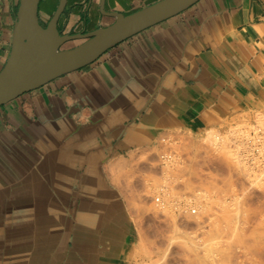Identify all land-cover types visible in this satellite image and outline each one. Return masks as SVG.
Segmentation results:
<instances>
[{
  "label": "crops",
  "instance_id": "obj_1",
  "mask_svg": "<svg viewBox=\"0 0 264 264\" xmlns=\"http://www.w3.org/2000/svg\"><path fill=\"white\" fill-rule=\"evenodd\" d=\"M47 1L39 7L44 24L58 3L49 10ZM157 1L68 0L58 26L66 34L90 32L114 22L112 12L130 14ZM19 5L0 0V71ZM260 110L264 0H198L0 105V264H89L73 250L77 221L128 219L110 161L147 154L165 132L203 134ZM103 230L83 229L101 237L98 264H124L127 245L110 242Z\"/></svg>",
  "mask_w": 264,
  "mask_h": 264
},
{
  "label": "rangeland",
  "instance_id": "obj_2",
  "mask_svg": "<svg viewBox=\"0 0 264 264\" xmlns=\"http://www.w3.org/2000/svg\"><path fill=\"white\" fill-rule=\"evenodd\" d=\"M60 1L48 0L46 6L49 10H52L58 2L57 9ZM81 42L78 41L75 46ZM68 46L69 44L64 43L61 48H70ZM262 122H264V110L257 111L252 115L245 114L241 119L226 128H210L203 134L178 131L173 133V137L171 134V136L166 135L167 141H160V143L163 142L161 144H164L165 147L159 144V147H155L151 152L143 155L144 161L149 162V164L146 169L139 170L136 176L144 178V182L147 183L143 182L148 187L143 185L141 188L144 189L145 193L152 190V188L153 190L150 191L147 202L144 204L146 213L143 212V215H139L144 216L143 221L146 222L147 219H152L156 234L155 237H151L152 242H149L150 240H146L149 243L145 244L144 242L146 248V246L141 245L142 235L139 232L140 228L136 227L133 244L128 242V247H126V261L124 264H147L149 262L147 250L150 248L156 251L162 250V252L165 250L163 253L170 251L172 256L170 255L171 260L168 262H173V257L174 263L178 261L177 264H183V249L189 247V237H193L199 245L203 259L202 264H211L213 256L217 254V250L220 248L232 250L240 262H246L247 264H250L254 255L253 260L258 258L253 251L254 249H264V171L254 169V166L246 160L242 151L245 149V137L250 129L254 124ZM179 132L180 134H177ZM196 149L199 152L196 151L193 154ZM181 150L184 151L183 154ZM163 151L165 153L177 151L179 153L176 152L177 160L176 158L175 161L166 159V162L165 159L160 158ZM152 153L154 155H151ZM185 155L186 157H184ZM183 160L187 163H184ZM158 191L167 195V197L163 195V198L165 196L164 199L169 203H166L168 208L166 206L162 207V205L159 207L153 198L158 195ZM194 195L197 200H195L196 197H193ZM169 197L168 201L166 198ZM191 197H193V200H191ZM148 199H151L152 202ZM199 200L203 203H199ZM175 201H178L177 204ZM152 203L155 206L157 205V209H155L154 204L151 205ZM173 203L175 206H173ZM193 203L194 206L198 204L196 206L202 209L199 210L202 215L199 214L201 219L197 214H193L192 217L195 216L191 218V214L187 213V217L190 216L191 218L189 221V217L187 218L184 215L185 213H181L182 216L184 215L183 217L179 213L182 205L184 207L187 204V210L191 209ZM139 215L136 216V212L133 214L134 218H138ZM178 217L179 220L181 218L180 221L184 222L179 223ZM183 218L186 219V222ZM170 241L171 245L174 246L173 248L170 246L173 250L169 248ZM244 251H246L245 254H243ZM175 255L176 257H174ZM219 263L232 264V262L222 258Z\"/></svg>",
  "mask_w": 264,
  "mask_h": 264
},
{
  "label": "water",
  "instance_id": "obj_3",
  "mask_svg": "<svg viewBox=\"0 0 264 264\" xmlns=\"http://www.w3.org/2000/svg\"><path fill=\"white\" fill-rule=\"evenodd\" d=\"M198 0H159L130 14L112 12L114 22L79 34L63 33L58 26L68 0H61L47 24L41 21V0H20L13 45L0 71V105L49 81L90 64L112 46L174 16ZM80 44L61 48L68 40Z\"/></svg>",
  "mask_w": 264,
  "mask_h": 264
},
{
  "label": "bare ground",
  "instance_id": "obj_4",
  "mask_svg": "<svg viewBox=\"0 0 264 264\" xmlns=\"http://www.w3.org/2000/svg\"><path fill=\"white\" fill-rule=\"evenodd\" d=\"M68 127V126H67ZM213 127V126H212ZM212 127H210V128H212ZM71 131V130H70ZM178 131H181V130H179L178 129ZM178 131H176V132H178ZM207 131V130H206ZM172 132V131H171ZM176 132H174V133H176ZM184 132H187V131H185L184 130ZM166 133V132H165ZM165 133H163V135L161 136V138H160V141L161 140H163V141H167V136H169L170 134L172 135V137H173V132L172 133H170L169 134V132H167L168 134H167V136H166V134ZM181 133H183V132H181ZM177 134H180V132L179 133H177ZM185 135H186V133H184ZM196 134V133H195ZM56 135V134H55ZM170 135V136H171ZM185 135H183V136H185ZM177 136V135H176ZM57 138V137H56ZM67 138V137H66ZM175 138V137H174ZM186 138V137H185ZM188 138V137H187ZM69 139V138H68ZM176 140V139H175ZM62 141V140H61ZM86 141V140H85ZM170 141H172V140H170ZM186 141V140H185ZM49 142V141H48ZM65 142V141H64ZM67 143V142H66ZM161 143H163V142H161ZM160 143V144H161ZM171 143V142H170ZM186 143V142H185ZM184 143V144H185ZM194 143V142H193ZM79 144V143H78ZM81 144V143H80ZM166 144H167V142H166ZM168 144H169V142H168ZM191 144V143H190ZM71 145V144H70ZM69 145V146H70ZM155 145V144H154ZM161 145H164V144H161ZM145 146V145H144ZM152 146V145H151ZM170 146H171V144H170ZM66 147V146H65ZM68 147V146H67ZM156 147H159V146H156ZM161 147V146H160ZM164 147H165V145H164ZM164 147H161V148H164ZM187 147H189V146H187ZM193 147H195V145H193ZM199 147V146H198ZM198 147H196L197 149H198ZM137 148V147H136ZM160 148V149H161ZM191 148V147H190ZM190 148H189V150H190ZM142 149H144V148H142ZM151 149H153V148H150V150ZM159 149V150H160ZM168 149V148H167ZM195 150V152L193 153V154H195L196 153V151H197V153L199 152L198 150H200V149H198V150ZM147 150V149H146ZM149 150V151H150ZM137 151H138V149H137ZM136 150H135V152H137ZM142 150H140V153H144L145 154V151L144 152H141ZM152 151V150H151ZM150 151V152H151ZM169 151H171V150H169ZM182 151V150H181ZM191 151V150H190ZM132 152V151H131ZM130 152V153H131ZM167 152V151H166ZM176 152L177 151H175V152H167V153H165L164 151H163V153L160 155V158H162L163 160L165 159H169V160H174L175 161V158H176V160H177V157H176ZM183 152L184 151H182V154H183ZM188 151H186V153H187ZM193 152V151H192ZM42 153V152H41ZM129 153V154H130ZM138 153V152H137ZM137 153H132V154H130L131 156V158L130 157H127L126 155H124V156H122V155H119L120 157H116L117 159H114L113 161H110L108 164H107V166H106V168H107V170H108V172H109V176L111 177V181H112V183L113 184H115L117 187H118V191L120 192V195L121 196H123L124 197V201H126V204L124 205V207H125V211H126V213H127V217H128V219H126L125 220V217L123 218V219H121L120 218V216L118 217H115L114 218V220L113 221H111V218H109V216H110V214H108V215H103L101 218H98V219H96V220H90V221H87V220H84L83 219V217H81L77 222H78V227L77 228H79V235L78 236H76L75 237V240H73L74 242H73V244H74V249L73 250H75L76 249V251L78 250L79 251V253H78V256H79V261L81 262V261H83V260H85V261H87L89 264H98L99 263V254H100V251H97V250H95L96 249V243L97 242H99L100 240H101V237H100V235H97V234H92V235H90V236H88L87 235V232L86 231H83V229H85V228H88V227H91V230H92V232H93V230H99V229H104L103 230V232H101L100 234H102V235H109L110 237L112 236V240H109L110 242H112V243H114V240L113 239H118V240H120V241H122L121 243H122V245L123 246H125V245H127V243L129 242V244H131L132 242H133V240H134V237H135V230H136V227L137 228H140L139 229V232H141V234L140 235H142V237H141V245H144V247L146 246L145 244L146 243H149V242H152L153 241V239L151 238V237H155V234H156V230H155V227L153 226V221H152V219L151 220H149V219H147V222L146 221H143V217L144 216H142L143 215V212L144 213H146L145 212V205L144 204H146V202H147V197H149V195H150V191H152L153 190V188H152V190H150V191H148V192H144L141 188L143 187V182H144V178H142V177H140V176H136V173L139 171V170H144V168H145V165H148L149 164V162H147V161H144L145 159H143V155H138ZM149 153V152H148ZM147 153V154H148ZM178 153V152H177ZM185 153V154H186ZM189 153V152H188ZM179 154V153H178ZM192 154V153H191ZM151 155H154L153 153L151 154ZM181 155V154H180ZM189 155H190V153H189ZM158 156V155H157ZM183 156V155H182ZM188 156V155H187ZM184 157H186V155L184 156ZM184 157H182V158H184ZM180 158V157H179ZM181 158V159H182ZM192 158V157H191ZM186 159V158H185ZM111 160V159H110ZM147 160V159H146ZM162 160V161H163ZM192 160V159H191ZM171 161V162H172ZM183 161H185V160H183ZM186 161H187V159H186ZM184 162V163H187V162ZM166 162H167V160H166ZM191 162V161H190ZM106 163V162H105ZM189 164V163H188ZM104 166H105V164H103ZM102 165V166H103ZM146 169V168H145ZM103 170V169H102ZM105 170V169H104ZM106 170V171H107ZM105 174V173H104ZM107 175V176H108ZM106 176V175H105ZM106 176V177H107ZM261 179V178H260ZM262 180V179H261ZM108 181V180H107ZM110 181V180H109ZM264 181V180H263ZM111 183V182H110ZM144 183H146V182H144ZM147 184V183H146ZM145 184V185H146ZM144 185V186H145ZM147 186V185H146ZM148 187V186H147ZM151 187V186H150ZM150 187H149V189H150ZM153 187V186H152ZM112 189V188H111ZM147 189V188H146ZM180 189V188H179ZM182 189V188H181ZM180 189V190H181ZM108 191V190H107ZM155 191V190H154ZM164 191V190H163ZM160 191H158V195H156L155 197H153V195H151L154 199H155V201H156V203L158 204V206L160 207V205H162V207H164V206H166V208H168V206H167V204H169L168 202H166V200L164 199L165 198V196L167 197V195H165V194H163V193H159ZM165 192V191H164ZM155 193V192H154ZM183 193V192H182ZM185 193V192H184ZM168 194V196H170V194L169 193H167ZM95 195V194H94ZM163 195H165L164 196V198H163ZM183 195V194H182ZM188 195V194H187ZM196 195V194H195ZM193 196L194 198L196 197V196ZM199 195V194H198ZM100 196V195H99ZM200 196V195H199ZM199 196H198V199H199ZM193 197H191V200H193L192 198ZM201 197V196H200ZM151 198V197H150ZM153 198H151V199H153ZM186 198H187V196H186ZM151 199L149 200L148 199V201H150V202H152L151 201ZM166 199H168V201H169V199H170V197L169 198H166ZM195 200H197V197H196V199ZM195 200H194V202H195ZM154 201V200H153ZM183 201V200H182ZM188 201H190V200H188ZM150 202H149V204H150ZM173 202V201H172ZM172 202H170V203H172ZM176 202V201H175ZM174 202V203H175ZM178 202V201H177ZM177 202H176V204H177ZM184 202V201H183ZM185 202H186V199H185ZM198 202V201H197ZM201 201L199 200V203H200ZM167 203V204H166ZM174 203H173V206H175L174 205ZM187 203V202H186ZM191 203H192V201H191ZM203 202H201V204H202ZM62 204V203H61ZM104 204V203H103ZM118 204V202L117 203H113L112 204V202H111V205H108L109 207H111V213H117V211H118V209L120 208V206L119 205H117ZM154 203H152L151 205H153ZM180 204V203H179ZM184 204V203H183ZM190 204V203H189ZM188 204V205H189ZM171 205V204H170ZM192 205V204H191ZM196 205H198V204H196ZM194 206V203H193V206L191 207V209H187L186 210V206H187V204H186V206H184L183 207V205H182V209H181V211H180V209H179V211H180V215H181V213L182 214H184V215H186L187 213L191 216V218H193L192 217V215L193 214H197L198 216H199V214L200 213H202V212H199V210L201 209H199V207H197V206ZM147 206H150V205H147ZM157 206V205H156ZM156 206H155V204H154V207H155V209H157L156 208ZM181 206V205H180ZM179 206V207H180ZM152 207V206H151ZM161 207V208H162ZM172 207V206H171ZM170 207V208H171ZM177 207V206H176ZM178 207V208H179ZM93 208V207H92ZM150 208V207H149ZM68 209V208H67ZM91 209V208H90ZM93 209H95V208H93ZM103 209V208H102ZM173 209H174V207H173ZM176 210V209H175ZM202 210V209H201ZM67 211V210H66ZM156 211V210H155ZM179 211H177V212H179ZM188 211H190V212H188ZM43 212V211H42ZM134 212H136V216L137 215H139V214H142V215H139L138 216V218L136 217V218H134V216H133V214H134ZM154 212V211H153ZM157 212V211H156ZM107 213V212H106ZM149 213V212H148ZM158 213V212H157ZM67 214V213H66ZM104 214V213H103ZM153 214H155V213H153ZM187 214V215H188ZM69 215V214H68ZM183 215V216H184ZM187 215H186V217H187ZM200 215H202V214H200ZM142 216V217H141ZM154 216H156V215H154ZM158 216V215H157ZM182 215H181V217H183ZM190 216H188L187 218L189 219V221H190ZM180 217V216H179ZM179 217H178V220H179ZM200 218L199 219H201V216H199ZM45 218V217H44ZM203 218V217H202ZM56 219V218H55ZM184 219V218H183ZM182 219V220H183ZM198 219V220H199ZM146 220V219H145ZM180 220H181V218H180ZM179 220V223L180 222H184V221H180ZM185 220V222H186V219H184ZM188 221V220H187ZM34 223V222H33ZM64 223V222H63ZM65 224V223H64ZM74 224V223H73ZM156 225V224H155ZM25 229V228H24ZM68 229H69V227H68ZM30 230H33V229H31L30 228ZM76 231H78L77 229H76ZM66 232V231H65ZM95 232V231H94ZM98 232V231H97ZM106 232V233H105ZM126 232V233H125ZM199 237V236H198ZM150 239H152V241L150 240ZM189 244H188V248L187 247H185L184 249H183V260H184V262H182L183 264H202V261H203V259H202V255H201V252H200V250H199V245H197V241L193 238V237H189ZM64 240V239H63ZM146 240H150L149 242L147 241L146 242ZM24 241V240H23ZM30 241H31V239H30ZM62 242V241H61ZM144 242H145V244H144ZM173 242V241H172ZM175 242V241H174ZM173 242V243H174ZM178 243V242H177ZM133 244V243H132ZM179 244V243H178ZM149 245V244H148ZM57 246V245H56ZM173 248L174 246H172L171 245V241H170V243H169V248L170 249H172L171 247ZM126 247H128V245L126 246ZM129 247H131V245H129ZM140 247V246H139ZM141 247H143V246H141ZM144 247H143V249H144ZM88 248H91L90 250L88 249ZM95 248V249H94ZM146 248H147V246H146ZM168 248V247H167ZM61 250V249H60ZM150 250V251H149ZM149 250H147L148 251V259H149V262L147 263V264H177V262H175L174 263V258L172 257V259H173V262L172 261H170V262H172V263H170V262H168L169 260H171V254H170V251L169 252H166V253H163L162 252V250H152L151 248L149 249ZM169 250V249H168ZM173 250V249H172ZM142 252H144L143 250H141ZM177 251V250H176ZM245 252L246 251H244L243 252V254H245ZM255 254H256V256H258V258H255L254 260L251 258V262H250V264H264V249H257V250H255L254 249V251H253ZM139 253H141V252H139ZM171 255V256H170ZM174 257H176V255L174 256ZM178 258H180V257H178ZM224 259V260H228L229 262H232V264H247L246 262H240V260H238V258H236V254L232 251V250H229V249H224V248H220V249H218L217 250V254L216 255H214L213 256V258H212V262H211V264H220L219 263V260L220 259ZM250 258H248V259H250ZM181 259V258H180ZM147 260V259H146ZM177 260V259H176ZM182 260V261H183ZM74 261V260H73ZM78 261V262H79ZM179 261H181V260H179ZM245 261H247V259H245ZM249 262V261H248ZM231 264V263H230Z\"/></svg>",
  "mask_w": 264,
  "mask_h": 264
},
{
  "label": "built area",
  "instance_id": "obj_5",
  "mask_svg": "<svg viewBox=\"0 0 264 264\" xmlns=\"http://www.w3.org/2000/svg\"><path fill=\"white\" fill-rule=\"evenodd\" d=\"M245 145L242 152L246 160L254 169L264 171V122L254 124L245 137Z\"/></svg>",
  "mask_w": 264,
  "mask_h": 264
}]
</instances>
